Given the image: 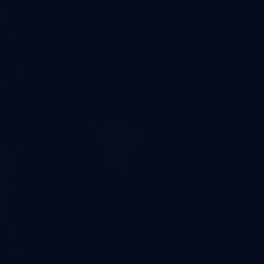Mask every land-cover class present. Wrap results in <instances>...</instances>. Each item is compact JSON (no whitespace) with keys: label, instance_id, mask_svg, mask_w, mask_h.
Wrapping results in <instances>:
<instances>
[{"label":"water","instance_id":"water-1","mask_svg":"<svg viewBox=\"0 0 264 264\" xmlns=\"http://www.w3.org/2000/svg\"><path fill=\"white\" fill-rule=\"evenodd\" d=\"M0 264H264V0H0Z\"/></svg>","mask_w":264,"mask_h":264}]
</instances>
